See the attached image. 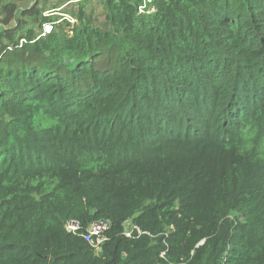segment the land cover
<instances>
[{
	"label": "trees",
	"instance_id": "trees-1",
	"mask_svg": "<svg viewBox=\"0 0 264 264\" xmlns=\"http://www.w3.org/2000/svg\"><path fill=\"white\" fill-rule=\"evenodd\" d=\"M92 1L0 0V264H264V0Z\"/></svg>",
	"mask_w": 264,
	"mask_h": 264
},
{
	"label": "rangeland",
	"instance_id": "rangeland-1",
	"mask_svg": "<svg viewBox=\"0 0 264 264\" xmlns=\"http://www.w3.org/2000/svg\"><path fill=\"white\" fill-rule=\"evenodd\" d=\"M11 2L19 7V9L17 10V14L16 11H13L15 13V19H20V24L23 26H32L35 32L38 31L37 23H34L32 21H34L36 17L35 14L37 8L43 9L47 12V10L58 6L59 9L56 10L57 13L63 11L67 12L68 14H65L66 17L71 15L73 12L75 13L77 8V3H75L76 0H37L36 2L35 0H31L29 2H26V0H11ZM65 2H67V4H65ZM63 3L65 5H63ZM24 8H28V10H24L23 13H21L20 10ZM87 11L89 13H92L94 22L99 23L102 21L101 7L99 6L97 0H93L91 3L88 4ZM0 19V26L4 27L5 30H10L14 28L17 24L14 18H10L9 14L6 17L1 16ZM126 229L127 231L132 229L130 222L126 223Z\"/></svg>",
	"mask_w": 264,
	"mask_h": 264
},
{
	"label": "built area",
	"instance_id": "built-area-1",
	"mask_svg": "<svg viewBox=\"0 0 264 264\" xmlns=\"http://www.w3.org/2000/svg\"><path fill=\"white\" fill-rule=\"evenodd\" d=\"M146 5L143 3L138 8V13H146L149 14L153 12V8H148L147 11H145ZM54 11H47L46 13H43L44 16H52L54 15ZM65 20H67L69 23H73L74 20L72 17L64 15ZM52 31V24L45 23L42 25L41 30L39 34L37 35V39L40 37H45ZM24 40H20V44H22ZM109 223L107 221H95L91 223L88 228L86 229L85 234L82 235L84 241L90 246V248L94 251V253L98 254L101 252L102 245L107 240L106 238V232L109 229ZM79 225L75 221H67L65 224V229L67 232H70L72 234H75L78 231ZM135 229V227H132L129 231H125V236L130 237L132 230Z\"/></svg>",
	"mask_w": 264,
	"mask_h": 264
},
{
	"label": "water",
	"instance_id": "water-1",
	"mask_svg": "<svg viewBox=\"0 0 264 264\" xmlns=\"http://www.w3.org/2000/svg\"><path fill=\"white\" fill-rule=\"evenodd\" d=\"M138 235H139L138 229H133L130 237L136 238Z\"/></svg>",
	"mask_w": 264,
	"mask_h": 264
}]
</instances>
